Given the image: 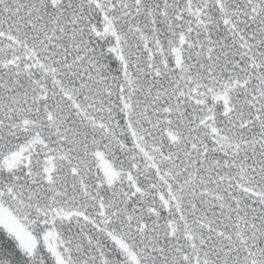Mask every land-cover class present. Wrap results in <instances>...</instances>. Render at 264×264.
Listing matches in <instances>:
<instances>
[{
    "label": "snow or ice",
    "instance_id": "1",
    "mask_svg": "<svg viewBox=\"0 0 264 264\" xmlns=\"http://www.w3.org/2000/svg\"><path fill=\"white\" fill-rule=\"evenodd\" d=\"M0 264H264V0H0Z\"/></svg>",
    "mask_w": 264,
    "mask_h": 264
}]
</instances>
